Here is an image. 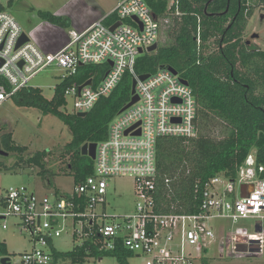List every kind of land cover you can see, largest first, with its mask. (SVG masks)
Segmentation results:
<instances>
[{
    "label": "built area",
    "instance_id": "2783aa9c",
    "mask_svg": "<svg viewBox=\"0 0 264 264\" xmlns=\"http://www.w3.org/2000/svg\"><path fill=\"white\" fill-rule=\"evenodd\" d=\"M176 3L169 1L170 5ZM175 13L179 14L177 10ZM109 14H113L112 19L105 20ZM106 16L82 31L72 32L57 51L45 52L27 37L10 13L0 10V76L6 81L0 83V108L50 65L64 71L60 81L73 78L84 64L108 65L99 82L94 83L90 77L87 80L91 84L80 91L79 86L87 80H72L65 87V104L67 98L72 100L69 113H87L99 98L116 88L127 72L136 79L138 96L109 122L107 137L96 145L94 173L73 183L70 191L49 196L24 185L0 188V229L5 230L7 220L12 218V224L25 232L31 243L15 259L6 250L5 239L0 238V264H72L56 256L60 251L53 241L62 236L75 243L73 249L85 245L86 253L93 247L98 253L122 247L132 256L143 257L144 264H198L216 241L215 231L208 224L214 218L230 219L233 225L242 219L254 220V231L237 225L220 242L225 240L227 244V257H264V166L256 163L253 152L234 178L215 175L196 184L198 212L163 213L156 209V139L196 137L199 106L192 87L167 67L144 80L134 72L140 49L145 52L162 40L168 16L157 18L144 0H119ZM22 34L27 40L19 43ZM10 130V121L0 116V149L6 155L15 153L16 163L27 164L31 170L33 165L49 166L51 150L25 156L27 147L16 144ZM38 153L42 155L39 162L30 160ZM115 176L134 180L136 200L131 214L117 216L106 211L105 179Z\"/></svg>",
    "mask_w": 264,
    "mask_h": 264
},
{
    "label": "trees",
    "instance_id": "16d2710c",
    "mask_svg": "<svg viewBox=\"0 0 264 264\" xmlns=\"http://www.w3.org/2000/svg\"><path fill=\"white\" fill-rule=\"evenodd\" d=\"M144 1L157 18L168 16L169 24L157 48L137 57L134 72L152 74L161 67L173 68L192 87L199 106L196 137L156 139V209L163 213H196L200 204L196 184L200 180L215 175L234 178L252 152L256 163L264 166V51L242 39L252 14L248 0H177L172 5L169 0ZM0 10H4L2 5ZM40 15L58 26L68 24L60 15ZM112 17L109 14L104 19ZM107 69L106 63L80 66L77 75L55 86L50 99L29 85L12 95L17 106L52 113L69 127L71 140L64 148L71 153L67 167L73 171V183L94 173V161L80 153L81 146L107 137L109 122L130 100L133 76L125 73L116 88L99 98L84 117L60 109L65 105L64 89L72 80L82 83L92 77L97 83ZM0 83L6 84L1 76ZM210 120L224 131L211 135ZM41 156L38 153L30 160L39 162ZM85 250L84 245L56 252V256L80 264L87 256L106 254L94 247L89 253ZM110 254L122 264L132 256L122 247Z\"/></svg>",
    "mask_w": 264,
    "mask_h": 264
},
{
    "label": "rangeland",
    "instance_id": "374dc122",
    "mask_svg": "<svg viewBox=\"0 0 264 264\" xmlns=\"http://www.w3.org/2000/svg\"><path fill=\"white\" fill-rule=\"evenodd\" d=\"M8 1L0 0V5L15 18L27 37L43 48L60 44L62 39L68 38L72 32H78L97 16L109 12L119 0H13L11 3ZM248 3L251 4L252 14L247 18L242 39L248 40L250 44L264 51V0H248ZM40 12L60 15L67 19L68 24L58 26L45 20ZM254 33L257 34L256 37H252ZM62 74H64L62 69L50 65L34 75L27 85L39 88L43 96L50 99ZM60 109L71 112V98H67V104ZM0 116L10 121V131L13 133L12 138L15 143L27 147L25 156L42 150H51L52 153L48 159L49 166L42 168L33 165V170L27 164L16 163L18 157L13 152L0 155V188L24 185L31 191L49 196L56 191L61 193L70 191L73 185V171L67 167V164L71 160V153L64 148L71 140L69 127L52 113H44L37 107L17 106L12 98L0 108ZM208 123L209 130H212L211 135L216 136L224 131L215 120H210ZM105 180L108 185L106 211L110 215L117 216L131 214L136 200L133 178L115 176ZM12 222V218L8 219L7 228L0 229V238L5 239L6 250L16 259L19 254L30 248L31 243L28 235ZM208 224L215 231L216 241L208 246L202 259L204 261L200 260L198 264H264V257H227L225 255L227 244L225 240L220 242L221 237H226L237 225L245 227L248 231H254V220L242 219L237 225H233L230 219L214 218L208 220ZM53 244L56 250L67 252L73 249L75 243L68 236H62L56 238ZM80 264L122 263L107 252L99 257H87ZM124 264H144V258L130 256Z\"/></svg>",
    "mask_w": 264,
    "mask_h": 264
},
{
    "label": "water",
    "instance_id": "95a60500",
    "mask_svg": "<svg viewBox=\"0 0 264 264\" xmlns=\"http://www.w3.org/2000/svg\"><path fill=\"white\" fill-rule=\"evenodd\" d=\"M155 16V15H154ZM134 20L138 21L136 17H133ZM117 24L113 25L110 29L112 30ZM257 34L254 33L252 34V37H256ZM27 40V37L25 36V34H22L20 40H19V43L23 42ZM158 44L157 43H153L151 46L147 47L146 51L147 52H151V51H154L156 48H157ZM140 53H143V51L140 49ZM108 64L109 65H112V62L111 61H108ZM173 74H177L176 70H174L173 68L171 67H167ZM106 74V73H105ZM150 74L147 73V74H141L139 75V79L140 80H144L146 79ZM180 81L184 84H188L187 81L183 80V79H180ZM91 84V80H87L86 82H84L82 85L79 86V91L80 89L84 86V85H90ZM135 86H136V79H133L132 80V83H131V97H130V100L128 103H126L121 109L119 112H122L123 110H125L126 108H128L129 106H131L133 103H135L137 100H138V96L136 95L135 93ZM86 112H78L76 113V115L78 117H84L86 116ZM96 145L97 143L96 142H86L84 143L82 146H81V149H80V153L82 155H88L92 160L95 158V151H96ZM0 154L1 155H6L7 152H4L0 149Z\"/></svg>",
    "mask_w": 264,
    "mask_h": 264
},
{
    "label": "crops",
    "instance_id": "0c3cea01",
    "mask_svg": "<svg viewBox=\"0 0 264 264\" xmlns=\"http://www.w3.org/2000/svg\"><path fill=\"white\" fill-rule=\"evenodd\" d=\"M114 7H115V5H114L112 8H110L109 12L100 15V17L97 16L95 19L91 20L87 25H85V26H84L81 30H79V31L84 30V29H85L88 25H90L92 22H94V21H96V20H98V19H100V18L106 16L108 13H110V12L113 10ZM67 41H68V38H65V39H62V41H61L60 44H58V45H55V46H48V47H43V48H41V49H42L43 51H45V52H55V51H57L59 48H61V47L67 42ZM46 48H47V50H45Z\"/></svg>",
    "mask_w": 264,
    "mask_h": 264
},
{
    "label": "flooded vegetation",
    "instance_id": "af4514ba",
    "mask_svg": "<svg viewBox=\"0 0 264 264\" xmlns=\"http://www.w3.org/2000/svg\"><path fill=\"white\" fill-rule=\"evenodd\" d=\"M246 42L248 43V40H246Z\"/></svg>",
    "mask_w": 264,
    "mask_h": 264
}]
</instances>
